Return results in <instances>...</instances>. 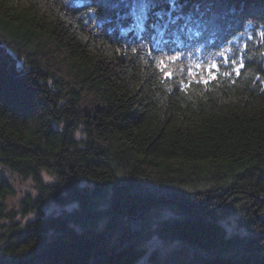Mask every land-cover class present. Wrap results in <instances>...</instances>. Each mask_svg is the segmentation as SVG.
I'll list each match as a JSON object with an SVG mask.
<instances>
[{
	"label": "trees",
	"instance_id": "1",
	"mask_svg": "<svg viewBox=\"0 0 264 264\" xmlns=\"http://www.w3.org/2000/svg\"><path fill=\"white\" fill-rule=\"evenodd\" d=\"M210 60L229 75L179 86ZM152 238L179 248L148 264H264V0H0V264H137Z\"/></svg>",
	"mask_w": 264,
	"mask_h": 264
},
{
	"label": "rangeland",
	"instance_id": "2",
	"mask_svg": "<svg viewBox=\"0 0 264 264\" xmlns=\"http://www.w3.org/2000/svg\"><path fill=\"white\" fill-rule=\"evenodd\" d=\"M2 175L6 178L9 179L11 184L13 185V188L15 190V194L11 197H8L5 200V204L10 208H16L19 199L27 193L33 194L34 191L32 189V184L31 181L28 179H23L19 177L18 175L4 171ZM47 179V177H46ZM73 206H68L65 207L64 209L69 210ZM62 210L61 207L57 206L54 202L48 201L46 202L42 207H41V212L42 215H56ZM37 217V214H29L23 219V222H29ZM237 219H238V214L233 213L228 215L226 218L222 219L220 223L223 225L225 228L227 234L231 233H243V229L238 226L237 224ZM175 248H179L178 244H173V243H163L157 238H152L150 241L147 242V249H146V254L144 257L137 263V264H148L149 258L151 255H155V258L158 259V261L161 262H166L170 257L169 254L170 252L173 253L176 250H173ZM151 263V262H150Z\"/></svg>",
	"mask_w": 264,
	"mask_h": 264
},
{
	"label": "snow or ice",
	"instance_id": "3",
	"mask_svg": "<svg viewBox=\"0 0 264 264\" xmlns=\"http://www.w3.org/2000/svg\"><path fill=\"white\" fill-rule=\"evenodd\" d=\"M134 52H138V49H133ZM222 58V62L225 64L233 63L235 61H229L225 56L224 52L217 53ZM146 56H152L154 58V63L157 65L159 74L163 77L164 81L167 82L169 79H175L176 74L174 71H169L168 66L174 65L176 62L183 59L179 54L173 53H160L154 54L151 51L146 53ZM242 67V65L240 66ZM237 75H239V69L234 67L232 69ZM181 79L179 80V86L182 89L191 87L193 84H204L208 85L210 82L218 79L220 75L228 76L227 71H221L220 63L215 60L204 61H190L187 64L181 65V71L179 73Z\"/></svg>",
	"mask_w": 264,
	"mask_h": 264
}]
</instances>
